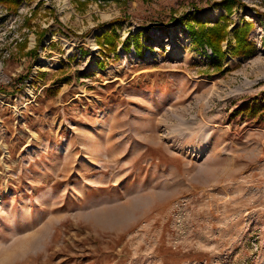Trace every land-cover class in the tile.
<instances>
[{
    "label": "rangeland",
    "instance_id": "rangeland-1",
    "mask_svg": "<svg viewBox=\"0 0 264 264\" xmlns=\"http://www.w3.org/2000/svg\"><path fill=\"white\" fill-rule=\"evenodd\" d=\"M238 1H0V264H264V0ZM223 17L217 62L189 26Z\"/></svg>",
    "mask_w": 264,
    "mask_h": 264
},
{
    "label": "trees",
    "instance_id": "trees-1",
    "mask_svg": "<svg viewBox=\"0 0 264 264\" xmlns=\"http://www.w3.org/2000/svg\"><path fill=\"white\" fill-rule=\"evenodd\" d=\"M4 3L9 4L10 6L19 7L21 4V0H0ZM109 1V0H105ZM121 1V0H116ZM226 3L224 5L225 9L231 13L234 6L241 5L242 7H246L241 1L238 0H225ZM190 27V33L194 39L200 43L201 45H205L209 47L216 57L217 62H221L226 58V52L223 49V42L226 40L228 35L229 28V20L226 17L221 18L218 22L209 26L202 22H195L194 26ZM254 30V25L252 23H244L241 27L235 29V47L232 49V55L235 57H248L250 56L254 50L255 45L249 42V35ZM115 35H117L115 33ZM139 40V37H137ZM106 45L109 47H115V36L107 35L105 38ZM136 51L141 53V48L137 43L134 45Z\"/></svg>",
    "mask_w": 264,
    "mask_h": 264
}]
</instances>
